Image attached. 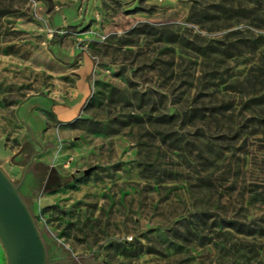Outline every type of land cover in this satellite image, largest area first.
Instances as JSON below:
<instances>
[{
	"label": "rangeland",
	"instance_id": "obj_1",
	"mask_svg": "<svg viewBox=\"0 0 264 264\" xmlns=\"http://www.w3.org/2000/svg\"><path fill=\"white\" fill-rule=\"evenodd\" d=\"M118 1L0 0V163L45 264H264V0ZM84 58L79 117L32 133Z\"/></svg>",
	"mask_w": 264,
	"mask_h": 264
},
{
	"label": "water",
	"instance_id": "obj_2",
	"mask_svg": "<svg viewBox=\"0 0 264 264\" xmlns=\"http://www.w3.org/2000/svg\"><path fill=\"white\" fill-rule=\"evenodd\" d=\"M27 167L28 164L22 179ZM88 171L84 170L85 173ZM0 244L7 264H45V247L31 212L19 192V184H14L1 167Z\"/></svg>",
	"mask_w": 264,
	"mask_h": 264
},
{
	"label": "crops",
	"instance_id": "obj_3",
	"mask_svg": "<svg viewBox=\"0 0 264 264\" xmlns=\"http://www.w3.org/2000/svg\"><path fill=\"white\" fill-rule=\"evenodd\" d=\"M82 64L85 71H81L76 88L70 92H63L60 96H57V94L49 95L46 100L43 99V103L34 102V97H30L19 106L20 119L32 133L38 134L45 124V109H51L54 118L60 122H68L79 117L81 109L90 94L86 76L89 73L91 61L89 58H84ZM5 164L11 173H8L1 163L0 167L11 180H13L12 174L15 176L20 168H22L23 175L25 164L23 165L22 162H10L9 157H7ZM18 184L19 186L21 184L25 190V176L23 179L21 176Z\"/></svg>",
	"mask_w": 264,
	"mask_h": 264
},
{
	"label": "trees",
	"instance_id": "obj_4",
	"mask_svg": "<svg viewBox=\"0 0 264 264\" xmlns=\"http://www.w3.org/2000/svg\"><path fill=\"white\" fill-rule=\"evenodd\" d=\"M114 1H116L117 3H119V5L121 6V7H123V8H127V7H129L130 6V4H128V5H126V4H123V3H120L118 0H114ZM262 96V95H261ZM253 103H255V104H262V103H264V101H262L261 99H256L255 101H252ZM226 109L225 110H228L230 107H229V104H226V107H225ZM215 109H217V108H215ZM215 109L214 108H211V109H209V112L211 113V111L212 112H215ZM204 110H206V109H204ZM209 113V114H210ZM213 114V113H212ZM212 116V115H211ZM182 117H184L185 119H187L188 121H190V120H203L204 121V119H206L207 117H206V114L204 113V111H203V109H199V108H196V107H191V108H189V109H187L185 112H184V114L182 115ZM178 118H181V116L180 117H178V115L177 114H175V113H173V114H171L170 116H169V119L170 120H172V121H174V120H176V119H178Z\"/></svg>",
	"mask_w": 264,
	"mask_h": 264
}]
</instances>
